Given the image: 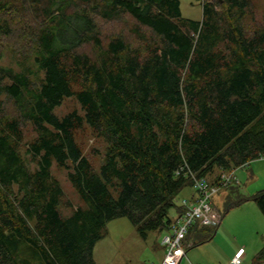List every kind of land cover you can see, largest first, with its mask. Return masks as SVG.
Segmentation results:
<instances>
[{"label":"trees","instance_id":"trees-1","mask_svg":"<svg viewBox=\"0 0 264 264\" xmlns=\"http://www.w3.org/2000/svg\"><path fill=\"white\" fill-rule=\"evenodd\" d=\"M198 1L191 18L180 0H0V58L19 57L0 65V264H96L108 221L164 232L188 170L217 183L264 156V13ZM66 98L81 113L58 116ZM84 125L102 150H83ZM54 164L81 202L68 214ZM231 195L225 212L253 201L264 216V188ZM217 226L194 224L184 242ZM263 263L264 240L251 264Z\"/></svg>","mask_w":264,"mask_h":264},{"label":"rangeland","instance_id":"rangeland-1","mask_svg":"<svg viewBox=\"0 0 264 264\" xmlns=\"http://www.w3.org/2000/svg\"><path fill=\"white\" fill-rule=\"evenodd\" d=\"M256 9L262 15L264 13V0H254ZM181 12L186 17L199 18L201 16V6L198 0H180ZM18 55L11 47H5L0 65L12 66L18 68ZM73 109L81 113L80 106L74 98H66L54 109L58 116H62ZM76 139L87 153L92 148L102 150L103 143L97 138L87 125L80 130H76ZM27 139L32 137L30 129L26 130ZM99 156L93 158L96 165L100 159ZM262 166L258 179L242 182L238 184L243 194H252L259 189L264 188V156L255 159ZM239 168V167H238ZM236 168V169H238ZM54 176L60 181L63 188L65 199L61 204V211L64 214L70 212L67 204H80L77 193L67 179L66 170L58 168L55 164L52 167ZM236 178V177H235ZM233 182L231 185H235ZM263 185V186H261ZM229 186L220 188L218 193L213 196L212 211L215 216V224L209 227H215L216 233L212 240L191 247L186 253L190 262L194 259H201L208 264H228L238 248L245 251L242 256L241 264H251L253 255L260 249L264 240V216L253 201H246L238 206H234L225 212L228 203L236 200L231 195L225 198ZM258 187V188H257ZM183 188L175 198L179 199L185 194ZM225 212V213H224ZM175 215V209L169 210V216ZM107 235L100 239L94 246L93 257L96 264H160L163 247L160 244V238L163 232L151 231L143 239L136 232L134 226L124 217L112 219L107 222ZM192 242V240H190ZM231 253V255H230ZM187 259L182 264H189ZM264 264V263H263Z\"/></svg>","mask_w":264,"mask_h":264},{"label":"built area","instance_id":"built-area-1","mask_svg":"<svg viewBox=\"0 0 264 264\" xmlns=\"http://www.w3.org/2000/svg\"><path fill=\"white\" fill-rule=\"evenodd\" d=\"M190 175V188L192 193L188 197L179 199L178 204L183 208L172 218L169 228L164 231L160 238L163 247V256L160 264H179L185 255L184 239L189 229L194 224L211 226L215 224V216L212 211V198L220 188L238 183L234 170L221 171L217 183H211L206 177L197 176L188 170ZM191 243H188L189 246ZM244 250L239 248L228 264H241Z\"/></svg>","mask_w":264,"mask_h":264},{"label":"crops","instance_id":"crops-1","mask_svg":"<svg viewBox=\"0 0 264 264\" xmlns=\"http://www.w3.org/2000/svg\"><path fill=\"white\" fill-rule=\"evenodd\" d=\"M256 162H251L250 164H248V165H245V166H241V167H239L238 169H234V175H235V177H236V180H237V185L240 183V184H243L242 182H244V181H250V180H255V179H258L259 178V176H260V171H262V166L259 164V163H261V162H258L257 161V164H255ZM262 184H264V182L262 183ZM261 186H263V185H261ZM258 188V187H257ZM191 193H192V190H191V188H189V189H187V190H185V194L186 195H183L182 197H188V196H190L191 195ZM174 217V216H173ZM214 238V237H213ZM212 238V239H213ZM211 239V240H212ZM188 243H191V241L189 240L188 242H183V244H184V251H185V255H184V257L181 259V261L179 262V264H182V261L184 260V259H187L188 260V258L186 257V255H187V251L191 248V247H189V246H187L188 245ZM239 249V248H238ZM237 249V250H238ZM236 250V251H237ZM235 251V252H236ZM235 252H233V253H235ZM245 252V251H244ZM244 254V253H243ZM230 255H231V253H230ZM162 256H163V253H162V255H161V259H162ZM231 260V259H230ZM188 263L189 264H208V263H205V262H203L201 259H194V262H190L189 260H188Z\"/></svg>","mask_w":264,"mask_h":264}]
</instances>
